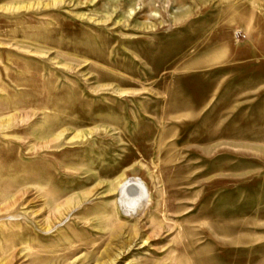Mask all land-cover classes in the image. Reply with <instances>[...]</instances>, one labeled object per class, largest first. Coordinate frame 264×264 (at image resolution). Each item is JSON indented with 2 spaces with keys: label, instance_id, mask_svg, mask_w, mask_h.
<instances>
[{
  "label": "rangeland",
  "instance_id": "1",
  "mask_svg": "<svg viewBox=\"0 0 264 264\" xmlns=\"http://www.w3.org/2000/svg\"><path fill=\"white\" fill-rule=\"evenodd\" d=\"M0 264H264V0H0Z\"/></svg>",
  "mask_w": 264,
  "mask_h": 264
},
{
  "label": "clouds",
  "instance_id": "2",
  "mask_svg": "<svg viewBox=\"0 0 264 264\" xmlns=\"http://www.w3.org/2000/svg\"><path fill=\"white\" fill-rule=\"evenodd\" d=\"M139 208V203H134L131 205L128 204H123L122 203V210L125 211V214H129V213H135Z\"/></svg>",
  "mask_w": 264,
  "mask_h": 264
},
{
  "label": "bare ground",
  "instance_id": "3",
  "mask_svg": "<svg viewBox=\"0 0 264 264\" xmlns=\"http://www.w3.org/2000/svg\"><path fill=\"white\" fill-rule=\"evenodd\" d=\"M121 191L124 193V191H125V187H122Z\"/></svg>",
  "mask_w": 264,
  "mask_h": 264
}]
</instances>
